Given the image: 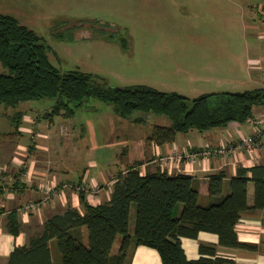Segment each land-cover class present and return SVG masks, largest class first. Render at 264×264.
Segmentation results:
<instances>
[{
  "label": "trees",
  "instance_id": "16d2710c",
  "mask_svg": "<svg viewBox=\"0 0 264 264\" xmlns=\"http://www.w3.org/2000/svg\"><path fill=\"white\" fill-rule=\"evenodd\" d=\"M85 25L106 29L97 30V34L108 41L119 37L125 47L119 30H107L111 26L97 20L79 22L65 30L74 32ZM41 99L55 101L51 111L42 116L50 121L55 116L72 117L74 108L87 99L110 104L120 119H129L135 112L163 116L169 125H154L147 136L148 141L161 146L174 142L177 134L191 130L204 132L247 123L254 108L264 107V88L188 99L146 86L103 87L94 82L91 74H61L51 65L46 46L36 33L13 17L0 15V105L15 108L20 103ZM22 118V112L10 117L11 131L0 138H17ZM134 122L142 124L144 120L137 118ZM263 145L264 142L259 148ZM140 165L138 162L117 172L106 202L92 205L84 193H79L82 213L68 207L51 215L39 232L27 234L25 245L10 252L6 264H54L50 251L53 241L60 264H130L138 246L155 250L161 264H235L219 256L215 245L201 242L199 258L188 260L180 239L196 240L200 232L215 235L222 248L256 250L253 245L239 242L235 228L243 213L264 211V165L238 167L231 177L223 170L209 175L205 206L198 203L199 181L195 178L168 175L159 169L142 175ZM249 183L253 185L251 207L247 205ZM132 208L135 213L130 231ZM7 231L12 236L21 231L15 211L7 215Z\"/></svg>",
  "mask_w": 264,
  "mask_h": 264
},
{
  "label": "crops",
  "instance_id": "0c3cea01",
  "mask_svg": "<svg viewBox=\"0 0 264 264\" xmlns=\"http://www.w3.org/2000/svg\"><path fill=\"white\" fill-rule=\"evenodd\" d=\"M247 7L249 13L253 8L255 11L250 13V23L245 28L258 32L257 35H253L257 42L256 50L262 53L259 60L263 62L261 64L259 60L246 59L250 71L246 76L248 81L240 83L236 69L224 68L222 54H219L220 58H215L217 55L215 54V57L209 55L208 59L185 61L178 60L174 56L172 70L167 74L159 75L163 79L160 82H185L188 86H169V89H165V93H177L185 98L194 99L205 94L225 93L226 91L222 90L243 86L248 82L251 86L264 88V0H250ZM253 61L259 62L260 65L256 71L252 67ZM152 89L159 91L156 87ZM22 113L23 118L18 129L20 135L13 139L0 138L2 140L0 142V264H6L10 252L15 247L25 245L27 234L39 232L51 215L60 214L68 207L82 213L78 198V194L82 193L79 190L81 187H86L85 190L88 191L84 192L88 203L96 205L108 201L117 172H124L135 163H141L138 170L142 175L159 169L168 175L185 174L195 178L199 181L198 203L201 206H205L208 202L209 175L223 170L231 177L235 175L238 167L264 165V145L253 158L243 152H234L224 157H199L195 160L185 157L181 160L176 158L178 154L199 152L207 147L217 148L229 144L234 147L241 136L251 135L257 128L254 121L258 122L261 116V107L254 108L252 119L243 125L229 124L225 128L204 132L191 130L185 134H177L174 142L161 146L148 141L147 136L152 126H168L169 122L153 120L156 118H152L153 116L149 114L147 120L140 118L144 120L141 126L134 122L137 118L118 117L116 122H111L110 131H106L105 142L102 145L94 143L89 150L73 146L66 126L62 128L61 133H57L51 129L53 119L50 121L43 117H34L29 114L30 112ZM151 120L154 123H151ZM145 123H148L146 130L143 128ZM63 130L68 132L64 135L66 137L62 136ZM80 151L81 158H86V164L90 165L73 169L70 166L72 163L70 157H75L76 152ZM86 152L88 153L85 155ZM96 158L100 161H98L101 164L100 168ZM45 187L50 188L54 193L47 202H43L42 188ZM94 187L97 190L95 195L90 192V188ZM32 202L38 203L39 213L31 214L24 211L25 206ZM247 205L248 207L253 205L251 183L247 186ZM12 211L16 212L17 222L21 227L20 233L16 236H12L7 231V215ZM235 230L239 242L253 245L256 250L219 247L217 237L204 232H200L196 240L181 238V247L188 260L199 258L198 243L201 242L215 245L219 256L233 260L235 264H264V211L243 213ZM84 242H86L85 235ZM50 251L53 259L52 246ZM130 264H161V261L155 250L138 246L133 252Z\"/></svg>",
  "mask_w": 264,
  "mask_h": 264
},
{
  "label": "rangeland",
  "instance_id": "374dc122",
  "mask_svg": "<svg viewBox=\"0 0 264 264\" xmlns=\"http://www.w3.org/2000/svg\"><path fill=\"white\" fill-rule=\"evenodd\" d=\"M249 4L250 0H0V15H9L36 33L46 46L51 65L61 74L78 71L91 74L94 82L103 87L138 85L156 87L165 92L169 86H188L185 82H160L163 79L159 75L172 70L174 56L185 61L208 59L209 55L215 54V58H220L219 54H222L224 68L236 69L240 83L248 81L246 76L250 71L246 59L259 60L262 57L255 47L254 35L258 32L245 28L250 23V13L255 11L253 8L249 13ZM91 20L111 26L107 30H119L120 37L125 39V47L118 41L119 37H116L117 41H108L97 34V30L106 29L85 25L74 32L65 30L76 23ZM56 33L61 34L57 36ZM95 33L97 37H94ZM253 62L252 67L256 71L260 65ZM248 83L222 91L237 93L257 88ZM54 102L41 99L20 103L15 108L0 105V134L10 132V117L16 112H30L32 116L41 118L51 111ZM151 116L156 118L153 120L168 122L163 116ZM138 117L147 120L148 115L135 112L130 118ZM117 120L110 104L87 99L82 106L74 108L72 117L53 118L51 129L61 133L66 126L73 146L89 150L94 143L102 145L105 142L106 131H110L111 122ZM151 123L154 122L151 120ZM143 128L148 129V123L143 124ZM68 132L63 130L62 136ZM76 154L70 157V166L73 169L89 167L86 158H81V151ZM48 200H44L43 194V202ZM30 204L37 205L38 209L29 211L27 206ZM179 208H176L177 212ZM24 211L39 213V205L29 203ZM134 213L132 208L130 231ZM118 243L119 237L114 248ZM55 245L53 241V263L60 264Z\"/></svg>",
  "mask_w": 264,
  "mask_h": 264
},
{
  "label": "built area",
  "instance_id": "2783aa9c",
  "mask_svg": "<svg viewBox=\"0 0 264 264\" xmlns=\"http://www.w3.org/2000/svg\"><path fill=\"white\" fill-rule=\"evenodd\" d=\"M256 129L251 135L241 136L237 141L235 146L232 145H220L218 148H203L199 152H185L183 154H178L176 156L177 160H181L183 157L188 158L190 160H195L199 157L207 158L210 156H219L224 157L227 155H231L237 151H243L246 156L253 158L259 150V146L264 142V107L262 108L261 116L257 120L254 121ZM86 187H81L79 190L84 193L88 192L85 190ZM42 192L44 194V200L51 199L54 193L50 190V188H42ZM91 194L95 195L97 193L96 187L90 188ZM27 209L31 212H35L38 207L37 205L30 204L27 206Z\"/></svg>",
  "mask_w": 264,
  "mask_h": 264
}]
</instances>
